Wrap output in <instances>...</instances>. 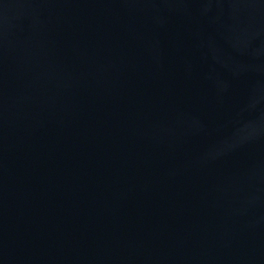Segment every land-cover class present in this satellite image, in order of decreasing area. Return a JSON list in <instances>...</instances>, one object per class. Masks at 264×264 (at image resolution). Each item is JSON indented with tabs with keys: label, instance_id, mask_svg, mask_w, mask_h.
<instances>
[{
	"label": "water",
	"instance_id": "95a60500",
	"mask_svg": "<svg viewBox=\"0 0 264 264\" xmlns=\"http://www.w3.org/2000/svg\"><path fill=\"white\" fill-rule=\"evenodd\" d=\"M0 264H264V0H0Z\"/></svg>",
	"mask_w": 264,
	"mask_h": 264
}]
</instances>
